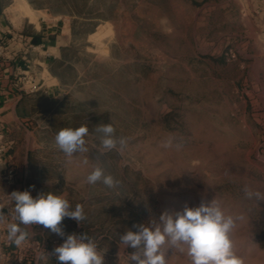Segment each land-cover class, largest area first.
<instances>
[{"label":"rangeland","instance_id":"374dc122","mask_svg":"<svg viewBox=\"0 0 264 264\" xmlns=\"http://www.w3.org/2000/svg\"><path fill=\"white\" fill-rule=\"evenodd\" d=\"M1 29L15 36L25 119L7 129L0 111V264H59L48 253L73 233L105 264H134L120 235L213 199L236 218V254L264 264V199L243 191L264 194V0H0ZM108 123L128 146L97 159ZM80 126L88 151L69 159L54 137ZM170 136L182 149L162 146ZM96 166L120 185L87 184ZM24 190L63 195L86 219L65 218L64 237L21 225L17 247L10 194ZM165 252L192 264L186 249Z\"/></svg>","mask_w":264,"mask_h":264},{"label":"clouds","instance_id":"9594fccd","mask_svg":"<svg viewBox=\"0 0 264 264\" xmlns=\"http://www.w3.org/2000/svg\"><path fill=\"white\" fill-rule=\"evenodd\" d=\"M100 134L101 151L97 159L104 152L116 150L123 153L128 146L126 137H117L114 127L100 124L95 128ZM89 134L87 126L78 128H63L54 137L56 146L69 159L74 153L87 152L85 137ZM175 137L170 136L163 143V147L182 149V142H174ZM84 164L88 160L83 161ZM89 185L102 183L108 188H116L120 181L110 174H105L102 167L96 166L86 177ZM244 194L251 199H264V194L244 188ZM11 198L14 202V219L18 223L7 225V239L20 247L28 237V233L21 227L42 225L53 233L64 237L65 233L61 223L65 218L75 220L78 224L86 219L82 205L77 204L71 208L69 201L63 195L52 192L31 195L30 190L13 191ZM4 214L0 209V221ZM235 220L222 209L220 203L213 199L210 202L201 201L197 207L185 206L182 211L170 214L165 211L159 216V222L152 221L150 225H134L135 231L129 229L120 235V243L132 249L130 262L134 264H167L165 246L169 250L179 249L187 251L192 264H244L243 259L234 251L230 233L235 227ZM59 264H105L104 255L97 250V244L87 233L77 235L69 234L64 242L56 246L52 253Z\"/></svg>","mask_w":264,"mask_h":264},{"label":"crops","instance_id":"0c3cea01","mask_svg":"<svg viewBox=\"0 0 264 264\" xmlns=\"http://www.w3.org/2000/svg\"><path fill=\"white\" fill-rule=\"evenodd\" d=\"M10 32V29H5L3 33H0L2 36L0 37L2 44L0 46V111L7 129L12 125L20 124V120L25 119L22 117L24 116L22 107H20L22 105H19L23 92L21 88L16 87V73L18 72L17 60L14 57L16 52L10 47L11 40L15 36H11Z\"/></svg>","mask_w":264,"mask_h":264},{"label":"built area","instance_id":"2783aa9c","mask_svg":"<svg viewBox=\"0 0 264 264\" xmlns=\"http://www.w3.org/2000/svg\"><path fill=\"white\" fill-rule=\"evenodd\" d=\"M1 32H3V30L1 29ZM9 174L6 176V178H8V179H10L11 178V170H9ZM23 260V258L22 257H20L19 259H18V262H21ZM21 263H23V262H21Z\"/></svg>","mask_w":264,"mask_h":264},{"label":"trees","instance_id":"16d2710c","mask_svg":"<svg viewBox=\"0 0 264 264\" xmlns=\"http://www.w3.org/2000/svg\"><path fill=\"white\" fill-rule=\"evenodd\" d=\"M32 40H33V42H36L37 39H36V37H35V38H33Z\"/></svg>","mask_w":264,"mask_h":264}]
</instances>
